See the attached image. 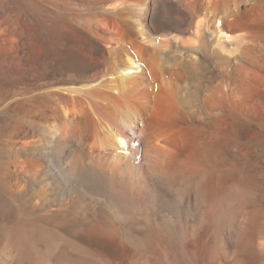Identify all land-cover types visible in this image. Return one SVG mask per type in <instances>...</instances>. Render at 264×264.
Returning <instances> with one entry per match:
<instances>
[{
  "label": "bare ground",
  "instance_id": "6f19581e",
  "mask_svg": "<svg viewBox=\"0 0 264 264\" xmlns=\"http://www.w3.org/2000/svg\"><path fill=\"white\" fill-rule=\"evenodd\" d=\"M0 264H264V0H0Z\"/></svg>",
  "mask_w": 264,
  "mask_h": 264
}]
</instances>
